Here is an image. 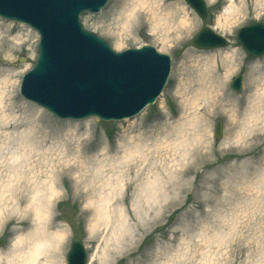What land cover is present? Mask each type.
Instances as JSON below:
<instances>
[{
	"label": "rangeland",
	"instance_id": "374dc122",
	"mask_svg": "<svg viewBox=\"0 0 264 264\" xmlns=\"http://www.w3.org/2000/svg\"><path fill=\"white\" fill-rule=\"evenodd\" d=\"M227 1L204 0V21L184 0H157L153 19L146 7L133 10L132 0H110L100 14L81 16L83 29L116 53L151 46L171 59L170 76L156 103L121 122L59 120L25 101L19 87L22 77L34 66L38 37L26 26L0 19V37L17 33L29 36V43L20 50L10 49L6 40L0 41V76L19 73L11 95L0 90V97L5 115L19 121L28 118L30 109L39 108L43 113L35 132L42 144L39 154L34 156L25 149L16 162L24 166L22 173L26 168L35 174L39 170L37 182L42 188L47 185L40 182L49 181L52 166L53 173H60L57 194L48 200L42 191L38 200L47 205L44 220L50 231H64L67 236L56 256L59 264H66L73 240H80L84 246L87 264H264V106L258 111L251 108L254 102L264 104V57H248L236 40L241 28L264 23V0H234L235 19L221 29L217 20ZM178 3L184 7L187 21L179 30V38L175 26ZM168 6L174 13L169 12L170 20L165 21ZM204 28L224 37L228 46L194 49L191 39ZM228 53L239 58L226 82L223 103L200 99L199 107H194V96L201 86L197 80L199 66L194 68L191 60ZM238 74H243V86L235 93L230 83ZM195 115L200 119L189 124ZM24 120L21 131L29 133L32 122ZM218 125L222 137L216 140ZM179 130L182 132L177 133ZM15 149L10 147V151ZM16 154L8 159H17ZM77 162L83 163L82 169ZM79 175L88 178L87 187L92 188L87 189L93 191L107 180L117 186L116 190L122 179L130 183L128 193L108 196L107 228L96 224L94 217L95 206L109 200L106 191L73 195V181ZM27 178L19 184L26 186ZM7 181L5 177L0 182V239L4 241L0 250L8 248L14 227L28 230L34 224V209L25 208L33 201L30 195L23 204L1 195ZM149 182L155 192L141 196ZM119 214L126 220V229L119 228L122 222L117 225Z\"/></svg>",
	"mask_w": 264,
	"mask_h": 264
},
{
	"label": "water",
	"instance_id": "95a60500",
	"mask_svg": "<svg viewBox=\"0 0 264 264\" xmlns=\"http://www.w3.org/2000/svg\"><path fill=\"white\" fill-rule=\"evenodd\" d=\"M109 0H0V17L23 23L40 36L33 69L22 80L21 96L62 120L97 118L118 122L138 115L163 90L171 68L168 56L154 48L117 54L102 39L83 30L79 16L98 14ZM202 19L203 0H185ZM237 40L252 57L264 56V24L240 30ZM198 50L224 48L227 42L209 29L192 40ZM242 75L232 80L240 91ZM221 137V125L215 129ZM0 241V246L2 245ZM67 264H86L81 241L73 240Z\"/></svg>",
	"mask_w": 264,
	"mask_h": 264
},
{
	"label": "bare ground",
	"instance_id": "6f19581e",
	"mask_svg": "<svg viewBox=\"0 0 264 264\" xmlns=\"http://www.w3.org/2000/svg\"><path fill=\"white\" fill-rule=\"evenodd\" d=\"M211 1V0H210ZM238 1H242V0H238ZM133 2V10L135 8H145L148 11V14H150V16L153 18H155L157 16V9H155V5L157 6V0H132ZM234 0H228L227 4L228 6L225 8V10L222 11V13L219 15L218 20H217V26L219 28H228V26L232 23V20L235 19L234 15L237 14V9L234 6ZM177 5L180 6V8H176L179 9L177 10V13H181L182 16L180 17L183 20L184 26L187 25V21L185 18V11H184V7H181V4L178 3ZM176 5V6H177ZM170 6H168L167 12L164 16V20H170V18L168 17L170 13H174L173 11H171ZM239 11V10H238ZM170 12V13H169ZM176 13V14H177ZM8 31V30H6ZM238 55L235 53H228V54H224V55H218L215 54L213 56H208L206 58H196V59H192L191 60V64H194V68L198 67V71H197V80L198 83H200V89L198 90V92L196 93V95L194 96L195 100L193 103V106L198 108V100L202 99V100H206V101H211L212 103H215V101H220L223 103L226 92H225V85L226 82L229 78V76L235 71L236 66H235V62L238 61ZM223 70V74L219 75L220 70ZM13 100H16V98H13ZM246 103L248 105L249 102V98L246 97L245 98ZM12 104H10L9 106L11 108L14 107L11 106ZM217 105V104H216ZM264 106L263 103H257L254 102L251 105V108L255 109L258 111V109H261ZM42 109V108H41ZM41 109H36V110H32L30 109L29 112L31 113L28 118L24 117L26 119V121H31L32 125H30V131L29 133H26L24 130L21 131L22 128L25 127V125L23 124V122L25 121L23 118V121H19L17 120V117H13V116H9V115H5V106H3L2 104V98L0 97V126H2L0 128V137L4 138V141H0V182L3 181V179H5V177L8 179L6 187H3V190L1 191V195L2 196H7L8 199H12V200H17L19 204H23L24 203V199L30 195L31 196V200H33L32 202L30 201V203H28L26 205L25 208H33L34 209V219L33 222L34 224L37 223V221H39V223L43 224L47 231L52 234H56L58 236H65V232L64 231H56V232H51V226L47 225V221L44 220L45 215L47 214V205L43 206L41 205L38 200L40 196V192L42 191H46V195L48 200L55 195V193L57 194V186H56V178L60 175V173L56 172L53 173L54 167L52 166L51 169V173H49L50 177L48 178L49 181L47 182H40V185L42 184H46L47 187L46 188H42L39 187V183L37 182L38 176L40 171L38 170L35 174V170H29V168L26 171V173H22L24 166H22L20 162H16V160H19L23 153L24 150H28L29 152L34 153V156H37V154H39V150L42 147L41 142H39L36 138L35 132L37 133L38 128L40 127V118L43 116V113L41 112ZM197 113H201L202 111L196 110ZM38 116V117H36ZM200 118L195 115V121H189V124L192 123H197L198 120ZM256 119V118H255ZM41 131V129H39ZM182 130H179L177 133H181ZM6 142V144H5ZM10 142V143H9ZM185 142L181 141V146L184 145ZM10 145V146H9ZM14 146L16 147L15 152H17L16 154V158L15 157L12 160L11 157L8 159L9 156H12L15 154L14 151H10V147ZM77 148L79 149L80 146L77 145ZM82 148V147H81ZM85 150H87V148L84 147ZM105 149H103L102 151H104ZM14 160V161H13ZM77 167L82 169L83 168V163L82 162H77L76 163ZM28 166V165H27ZM72 170V169H71ZM28 176V178L26 177ZM27 178L28 182L26 186H21L19 183H21L23 181V179ZM87 177L84 175H79L78 178L76 180L73 181L74 183V188L72 189V193L75 196L78 197H82V196H87L88 195H92V194H96L100 191L104 192L106 191V196L105 198L109 199L107 202H105L104 204H101L100 206L96 205L95 206V223H100L104 228H107L108 224L110 223V219H109V215L110 213L108 212V203L110 202V198L115 197L116 195H121L122 193H128L129 189H130V183H123V179L120 182L119 185V189L116 190L117 186H115V188L112 185V183H110V181H105L99 184V189L98 190H91V189H87V188H92L91 186L87 187L88 181H87ZM22 180V181H21ZM31 180V181H30ZM32 182V183H29ZM91 183V182H90ZM96 183V182H95ZM95 183H93L94 185H96ZM119 183V182H117ZM92 184V183H91ZM123 184V185H122ZM97 188V187H96ZM105 188V189H104ZM149 191V192H148ZM93 192V193H92ZM151 195L153 194L154 188L153 185L149 182L148 185L146 186L145 190L141 191V196H146V194ZM102 194V193H101ZM98 194V195H101ZM143 194V195H142ZM96 195V196H98ZM110 198H109V197ZM47 204V203H46ZM118 219H120L117 222V225H119L122 222V225H120L119 228L122 229H126V227L124 226L126 220L124 218L121 217V215L119 214ZM64 244V243H63ZM62 244V246H63ZM61 246V248H62ZM60 248V250H61ZM59 250V251H60ZM37 258H39V254H37Z\"/></svg>",
	"mask_w": 264,
	"mask_h": 264
},
{
	"label": "clouds",
	"instance_id": "9594fccd",
	"mask_svg": "<svg viewBox=\"0 0 264 264\" xmlns=\"http://www.w3.org/2000/svg\"><path fill=\"white\" fill-rule=\"evenodd\" d=\"M181 16V13H177L175 20L178 38L179 30L184 27ZM3 40L7 41L10 49L20 50L29 43V36L17 33L8 37H0V41ZM18 75V72H7L0 76V90L10 96ZM11 231L8 248L0 250V264H59L56 256L67 236L50 234L39 221L28 230L14 227Z\"/></svg>",
	"mask_w": 264,
	"mask_h": 264
}]
</instances>
